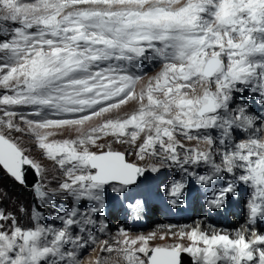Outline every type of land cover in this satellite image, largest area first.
<instances>
[{"label":"snow or ice","instance_id":"snow-or-ice-1","mask_svg":"<svg viewBox=\"0 0 264 264\" xmlns=\"http://www.w3.org/2000/svg\"><path fill=\"white\" fill-rule=\"evenodd\" d=\"M145 62L159 64L146 81ZM237 94L264 106V0H0V170L24 187L31 173L40 206L72 202L58 224L33 205L31 227L0 208V264H82L96 244L93 264H180L181 253L264 264V234L252 228H194L170 247H151L155 234H95L113 201L164 170H175L161 181L168 204L203 189L210 211L244 199L249 223L264 220V114ZM68 129L74 138H55ZM24 133L41 160L18 142Z\"/></svg>","mask_w":264,"mask_h":264},{"label":"rangeland","instance_id":"rangeland-1","mask_svg":"<svg viewBox=\"0 0 264 264\" xmlns=\"http://www.w3.org/2000/svg\"><path fill=\"white\" fill-rule=\"evenodd\" d=\"M159 71V64L157 62H145L143 65L144 72V81H146L149 77L155 75L156 72ZM143 83V81L141 82ZM139 88V85H138ZM241 100L249 103L250 112L261 115L264 114V106L259 105L249 99L247 96H241L240 94L236 95V102L239 103ZM238 137H242L243 133L237 131L235 133ZM76 133L74 130L68 129L58 133L55 137L57 139L64 138H74ZM18 142L29 149V155H31L34 159L41 160L40 150L35 147L33 144L32 138L29 134H16ZM187 146H194L195 142H184ZM201 148L205 147V145L201 144ZM114 150L123 151L126 153V158L129 162L138 163L141 166L145 164L151 163L150 159H146L145 161H139L138 158L134 155V149L129 145H113ZM45 167L49 169V175H52L51 171V162L43 161ZM201 172L205 171V169H201ZM175 174V170L169 171L164 170L163 174H161L159 180H148L141 183V185L130 193H128V200H125L123 196L117 198L116 201H113L108 209L101 215V219H103L108 228L104 233L96 232V236L98 240H112V235L118 233L120 229H126L130 234H146L149 235V232H155L156 226L166 225L167 216L172 218L175 223H171L170 226L178 227L180 224L189 225L196 223V220H202L204 218V214L209 209L205 206V191L202 189L200 192H192L191 194L185 193V200L179 206H172L167 203V197L164 195V185L161 181L167 179H171L172 175ZM152 174L149 173V176ZM216 183H222V181L217 180ZM55 186V182L53 185ZM247 191V190H246ZM210 194V193H209ZM246 199V197H245ZM137 200H139L142 204V208L139 212H134L132 210L131 205L134 204ZM71 200H61L57 199L55 206H40L37 201L34 200L31 189L23 187L17 184L10 176H8L5 172L0 170V208H2L5 213L12 212L21 226L31 227L33 222L31 220V208L33 205L38 207L39 211L45 217L44 223H57L52 220V217L58 214L61 210V207H68L71 205ZM231 204H240L242 210L247 211L244 199L235 200ZM23 205L26 209L25 212H20L19 208ZM83 207V205H81ZM177 214H175L176 211ZM208 209V210H207ZM231 210L228 208L226 211H223L226 216V223L230 224L231 229H238L239 227L246 226V221H248L247 217H242V219H238L240 224H236L235 221L231 222V220H236L235 216L232 215L228 217L229 212ZM185 216L186 221H181V219ZM248 216V215H247ZM176 217V218H175ZM217 217V216H215ZM211 217V218H215ZM228 217V218H227ZM146 219V221L144 220ZM208 219V218H207ZM120 221V222H119ZM207 221V220H205ZM166 223V224H164ZM249 223V221H248ZM118 224V225H116ZM150 225L148 228L146 225ZM257 224L260 226L253 228L255 230H259L260 233L264 234V220L258 221ZM122 225V226H121ZM126 225V226H125ZM242 225V226H239ZM163 227V226H162ZM210 227V226H209ZM252 228V229H253ZM194 229V228H193ZM253 229V230H254ZM189 229L187 231H191ZM167 231V230H166ZM249 234H251L249 232ZM248 234V235H249ZM164 239L156 238L157 240H153L150 242L151 247L161 246V247H170L177 243H180L177 237L174 239L167 238L165 235ZM167 238V239H166ZM156 241V243H155ZM175 241V242H174ZM187 244V241H184ZM154 243V244H153ZM93 247L95 251H93ZM100 245L96 244L94 246H90L82 260V264H93L95 257L99 254ZM184 254L186 258L184 261L189 264H193V258L188 253ZM94 258V259H93Z\"/></svg>","mask_w":264,"mask_h":264},{"label":"bare ground","instance_id":"bare-ground-1","mask_svg":"<svg viewBox=\"0 0 264 264\" xmlns=\"http://www.w3.org/2000/svg\"><path fill=\"white\" fill-rule=\"evenodd\" d=\"M228 208L231 210L229 212L228 217H231L232 215H234L235 219H236V220H231V222L235 221L236 224L238 225V224H240L239 223L240 220L238 221V219H242V217H244V216L248 218L247 211L242 210V207L240 204H235V205L230 204L228 206ZM173 211H176V210L173 209ZM175 214H177V211L175 212ZM204 215H205L204 216L205 219H202V220L198 219V220H196V223H194V224H189V225L180 224L178 227L170 226L171 223H175V221L172 218L167 216V220H166L167 224L164 223L166 225H162L163 227L162 226H156V231L155 232L150 231L149 235L155 234L153 240H157L156 238H161V236H165V235H167L168 236L167 238H170V239H174V237H177L180 243L185 244L184 241H181L179 239V234L181 232H186L187 230L193 229V228H199V230L207 232V233H211L212 231H224V232H228V233H232V234H235L236 231L244 232L245 229H247V228H253V226L250 223H248V221H249L248 220V221H246V224H247L246 226L239 225L242 227H239L238 229H231L232 227H230V224L226 223V218H225L226 214L224 212H213V211L208 210V211H206V213ZM185 216H187V214L184 215V217L181 219V221H179V223H181L182 221H186ZM215 216H217V217H215ZM211 217H215V218H211ZM144 220L146 221V219H144ZM205 220H207V221H205ZM116 225H118V224H116ZM149 226L150 225L147 224L145 227L148 228ZM255 227L256 228L259 227V230L261 229L258 224H256ZM246 234L248 235L249 232ZM117 235H118V233H116L115 235H112V240H114L117 237ZM132 235L135 236V235H142V234H132ZM144 235L147 236L146 234H144ZM248 236L250 237L251 234H249ZM155 243H156V241H155Z\"/></svg>","mask_w":264,"mask_h":264},{"label":"water","instance_id":"water-1","mask_svg":"<svg viewBox=\"0 0 264 264\" xmlns=\"http://www.w3.org/2000/svg\"><path fill=\"white\" fill-rule=\"evenodd\" d=\"M26 182L28 184V187H26V188L31 189V185L34 183V176L31 173H26ZM184 258H186L185 255L181 254V256H180V264H189L188 261L187 262L184 261Z\"/></svg>","mask_w":264,"mask_h":264}]
</instances>
